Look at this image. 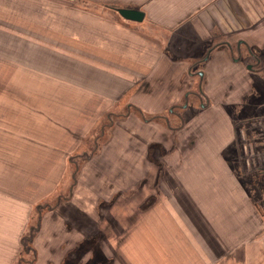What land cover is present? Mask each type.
<instances>
[{
	"label": "crops",
	"instance_id": "0c3cea01",
	"mask_svg": "<svg viewBox=\"0 0 264 264\" xmlns=\"http://www.w3.org/2000/svg\"><path fill=\"white\" fill-rule=\"evenodd\" d=\"M262 53L264 0H0V264H264L229 161Z\"/></svg>",
	"mask_w": 264,
	"mask_h": 264
},
{
	"label": "rangeland",
	"instance_id": "374dc122",
	"mask_svg": "<svg viewBox=\"0 0 264 264\" xmlns=\"http://www.w3.org/2000/svg\"><path fill=\"white\" fill-rule=\"evenodd\" d=\"M255 58H258L260 63L253 69L255 74H258L257 80L261 79L263 83L256 91L251 92L255 94L250 95V105L245 104L243 112L238 110L237 116L234 113L235 120L231 125L235 143L228 154L236 177L242 181L243 187L254 199V207L264 211V53ZM250 106L251 111L248 112ZM256 252L257 249L253 251L255 256ZM236 255L240 257L242 254L238 251Z\"/></svg>",
	"mask_w": 264,
	"mask_h": 264
},
{
	"label": "trees",
	"instance_id": "16d2710c",
	"mask_svg": "<svg viewBox=\"0 0 264 264\" xmlns=\"http://www.w3.org/2000/svg\"><path fill=\"white\" fill-rule=\"evenodd\" d=\"M39 227V222L36 221L35 224L31 225L27 231L25 232L24 235H22L21 239H20V246H21V252L20 255L24 256V255H30L32 256V248H31V243L32 240L34 238V236H36V232L38 230Z\"/></svg>",
	"mask_w": 264,
	"mask_h": 264
},
{
	"label": "water",
	"instance_id": "95a60500",
	"mask_svg": "<svg viewBox=\"0 0 264 264\" xmlns=\"http://www.w3.org/2000/svg\"><path fill=\"white\" fill-rule=\"evenodd\" d=\"M116 12L125 20L139 22L142 20V13L136 10L130 9H117Z\"/></svg>",
	"mask_w": 264,
	"mask_h": 264
}]
</instances>
